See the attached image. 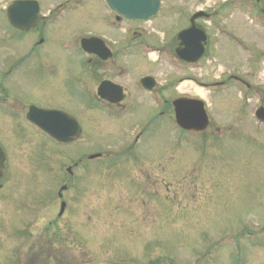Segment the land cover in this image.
I'll return each instance as SVG.
<instances>
[{"label": "rangeland", "instance_id": "obj_1", "mask_svg": "<svg viewBox=\"0 0 264 264\" xmlns=\"http://www.w3.org/2000/svg\"><path fill=\"white\" fill-rule=\"evenodd\" d=\"M6 1L0 0V23ZM40 1L42 13L56 5L54 0ZM186 1L190 14L200 7L212 11L222 0ZM82 2L75 9L69 3L55 10L52 23H59L48 29L41 55L65 60L64 51H75L79 37L89 31L101 34L103 1ZM220 12L210 25L198 21L208 36V54L185 74L202 83L224 84L187 82L177 89L204 101L209 124L200 133H178L165 105L152 104L145 95L136 100L134 114L137 119L156 115V132L136 145L132 138L146 123L138 122L133 112L126 117L128 127L93 110L92 130L101 133L96 138L113 142L63 147L49 146L29 129L11 128L10 118L0 112L5 154L0 264H165L164 258L175 264H233V257L240 258L239 264H264V124L253 116L264 107V29L241 12ZM159 30L172 33L168 26ZM230 34L249 50H241ZM35 37L30 33L13 45V62ZM9 38L0 31V77L10 66L3 64L10 59ZM151 38L147 34L142 40ZM81 58L76 52V59ZM129 59L130 65L145 69L137 57ZM109 129L114 132L107 135ZM125 137L131 141L129 149L119 142ZM121 151L127 157L114 164L87 162L73 168L72 176L65 173L67 165L90 153ZM64 184L68 187L59 199ZM61 201L66 206L58 216Z\"/></svg>", "mask_w": 264, "mask_h": 264}, {"label": "flooded vegetation", "instance_id": "obj_2", "mask_svg": "<svg viewBox=\"0 0 264 264\" xmlns=\"http://www.w3.org/2000/svg\"><path fill=\"white\" fill-rule=\"evenodd\" d=\"M220 2L222 6L233 5V7L238 2L252 6L260 3L258 17L262 20L260 28L264 29L263 0H254V2L253 0H222ZM54 3L56 5L51 10L39 15L35 28L29 32L20 33L11 28V30L7 28L5 30L6 34L10 35L7 42L10 59L3 60V64L7 66L10 64V66L5 71V75L0 77V112H2L1 115L10 118L8 125L11 128L29 129L28 132L41 138L51 147L87 145L96 143V140L108 143L112 140L97 139L96 136L101 133L92 130L93 110H101L110 120L127 123L130 119L126 117L132 112L135 113L137 106L135 102L142 92L153 94L157 91L165 103H167L166 96L173 90L177 91L175 98L190 97L177 90L186 78V64L176 55V51L182 47L178 33L190 25V19L185 12L186 0L171 1L164 7L162 3L158 15L149 24L128 22L105 10L100 16L101 34L89 31L82 36L97 37L102 42L94 41L89 44L90 51H84L80 44L82 37H79L75 43V51H64L67 54L65 60L50 59L44 53L41 55L39 49L47 44L48 29L59 23V21L52 23L55 18L51 16L56 15L55 10L62 9L63 4L67 7L69 3L73 5L69 9H74V5H80L83 2L82 0H54ZM179 20L183 27H177ZM5 26L9 27L6 21ZM165 26H168V29L174 28L170 36H166L159 30ZM30 33L36 37L20 50V56L13 62V45L20 44ZM147 34L152 37L150 42L142 40V37ZM244 48L247 49V46L245 45ZM76 52L83 58L76 59ZM56 53L58 50H54V54ZM157 53L158 56L152 59L151 56ZM129 57H137L145 69L138 67L136 63L130 65ZM167 67L170 72L167 71ZM172 73H174V78L170 75ZM145 87H153V91L147 92ZM36 110L64 112L68 116L67 119H63L67 133L73 130L70 125L71 118H73L80 127L79 137L67 144L53 142L29 122V120L33 121L29 115L37 112ZM60 121L61 116L54 124H60ZM145 123V128L133 136V144L145 142L151 135H154V118L148 115ZM127 125L131 126L130 121ZM111 132L114 131L109 129L106 134L109 135ZM126 137L119 142L121 146L129 147L128 143L131 141Z\"/></svg>", "mask_w": 264, "mask_h": 264}, {"label": "water", "instance_id": "obj_3", "mask_svg": "<svg viewBox=\"0 0 264 264\" xmlns=\"http://www.w3.org/2000/svg\"><path fill=\"white\" fill-rule=\"evenodd\" d=\"M108 8L126 20L131 21H147L154 16L159 8V0H105ZM38 5L36 2L14 0L6 9V16L10 24L15 26L16 29L25 30L29 29L35 24L37 20ZM190 29L189 31H191ZM189 31H185V35ZM202 33V32H201ZM203 35V34H202ZM203 40V37L196 39ZM94 41V40H93ZM91 39H82L81 46L84 50H89V44L93 42ZM194 44L190 43L189 47L184 50L183 56L186 60H196L202 50L193 47ZM200 47V44H199ZM191 55L194 57L191 58ZM175 117L177 123L189 130H202L206 127L208 119L203 108V103L195 99H178L173 102ZM29 115L33 122L37 123L40 128L52 139L57 142H65L72 140L74 135L78 134L79 129L75 122H70L71 128L67 133L66 124L63 123L64 117L59 111L56 110H36ZM256 117L264 121V109L259 108L256 111ZM61 116L60 124L54 122ZM69 127V125H68ZM63 133V134H62ZM66 133V134H65ZM4 154L0 149V178L2 177ZM65 188V187H64ZM64 203L61 204L60 210L63 211Z\"/></svg>", "mask_w": 264, "mask_h": 264}]
</instances>
